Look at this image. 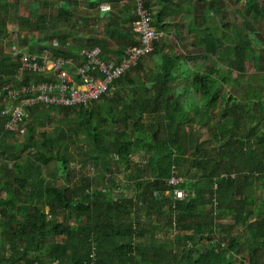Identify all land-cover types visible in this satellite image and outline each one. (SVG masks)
<instances>
[{
  "label": "trees",
  "instance_id": "1",
  "mask_svg": "<svg viewBox=\"0 0 264 264\" xmlns=\"http://www.w3.org/2000/svg\"><path fill=\"white\" fill-rule=\"evenodd\" d=\"M89 1L90 7L110 5L99 7L110 17L124 0ZM152 1L143 4L153 14V27L178 33L176 41L168 34L154 40L151 54L97 101L47 107L28 85L53 80L52 73L18 75L22 52L3 50L11 34L10 12L24 8L37 18L23 17L13 32L14 44L28 54H38L33 46L49 47L50 35L29 39L48 28L47 16L34 1L0 0V82H7L0 94V264H262L264 214L255 226L249 222L256 206L254 183H260L258 190L264 187V36L226 23L238 35L227 68L216 59L226 45L212 24L220 7L198 6L206 0L193 6V0L174 6L159 0L155 9ZM249 3L246 9L264 18V7H252L257 0ZM121 7L125 13L107 27L116 25L112 33L126 40L117 61L142 43L128 26L139 19L135 0ZM76 8L72 0H62L57 19L68 25ZM185 15H192L187 27ZM60 25L55 36L66 35ZM187 43L195 54L176 51ZM86 45L105 47L107 40L93 37ZM82 51L71 46L55 54L76 59ZM15 107L25 115L9 129ZM200 126L211 128L210 146L201 140ZM81 137L87 146L80 148V160L71 148ZM72 161L78 162L77 171L69 167ZM51 165L54 171L46 175ZM174 176L181 179L177 185L170 183ZM197 179L203 182L193 189ZM176 189L183 191L182 199ZM229 217L234 223H220ZM242 227L254 240L243 242L235 234ZM181 230L183 241L180 233L168 243L159 237Z\"/></svg>",
  "mask_w": 264,
  "mask_h": 264
},
{
  "label": "rangeland",
  "instance_id": "2",
  "mask_svg": "<svg viewBox=\"0 0 264 264\" xmlns=\"http://www.w3.org/2000/svg\"><path fill=\"white\" fill-rule=\"evenodd\" d=\"M10 1L15 2L16 0H10ZM28 1H30L31 3L34 1V4L37 3L40 6L39 10L42 14H45L47 16V22H48V28H44L42 26L40 30L39 29L35 30L34 32L29 34V39L37 38V37L43 39L44 37H47L50 35L48 39L49 47L36 45V46L31 47V50L43 52L49 48L55 51L56 49L58 50L61 48L65 51V50H68L69 47L73 46L77 49V52H79L87 48L85 46H87L86 41L88 39H91L93 37H98V38H104L107 40V45L105 47H102V46H99V47L101 51L103 52V54H105L106 52L105 55H107L108 58H111V60H114V58H116V52H118L120 50V47L123 46L121 44H123L126 41V40L120 41L118 35L116 33H112V31L119 29L117 28L115 24H110L109 26L115 25L116 29H108L107 27H108L109 20H112V18L115 19L119 17L120 14L125 13V9L121 6H123L124 3H127V2H124L123 4H120L118 6H114L113 10H111V16L105 17L104 11L100 10L99 7H86L88 5L84 2V0H72V6L77 7L76 8L77 10L75 11V14L72 16L70 23L66 25L64 22L59 21L57 19L58 7H61L62 0H50L47 3V6L43 4L45 0L41 2L40 4L38 1H41V0H28ZM78 1L80 2L77 3ZM176 1L177 0H169V3L171 6H174ZM250 1L251 0H219L218 2H216L215 0L209 1L212 7L215 4L219 5L220 7V12L213 15L214 22L212 24L215 25L216 32L221 37L220 39L224 40V42L226 41V45L221 46L218 49L216 59L220 61L222 66H225L227 68L232 67V63L228 61L227 59H228V55L230 54V50H231L230 45L238 41V35L236 34L235 28L227 27L226 23L236 22L239 25H243L245 31H249V33H253V34L258 33L259 35L264 36V18L260 15H258L257 17L254 11L250 12L246 9V7H251L249 3ZM257 1L258 3L255 6L252 4V7H264V0H257ZM156 5H160L159 0H153L151 2V6L155 9L159 7ZM210 11L211 10H208V12ZM173 15H169L171 19ZM254 16H256V19H254ZM23 17L29 18L31 22H35V20L37 19L35 16H31V13L29 12V10H26L24 8H20L17 12H10L7 18V22H6L7 30L10 31L11 33L10 35L5 37V40L3 43V48H4L3 50L7 52V54L8 52H11V51L15 52L16 55L20 54V52H22V54H28V52H25L24 50L22 51V49H20V46L16 43L14 44L13 42L15 39L14 38L15 34H13V32L15 31V26L17 25V22L19 20L20 21L23 20ZM191 20H192V15L184 16V23L186 27L188 24H190ZM151 22H153V14H151ZM59 24H61L59 26L60 27L59 30H61L62 32L66 34V35H61V37L55 36L57 33V29L55 28ZM129 25L131 28L135 29L136 22L133 25L128 24V26ZM248 25L253 26L255 30H252L249 27H247ZM34 29H36V25L34 26ZM184 32L185 33L187 32V30L185 31V27H184ZM167 34L170 35V39L172 38V40L176 41V36H178L177 35L178 33L175 35V37H174V33L172 34L171 32H168ZM136 36H139L138 33H136ZM188 36L191 37V41H192L194 36L191 35L189 32H188ZM187 44L188 45L186 48L178 46L176 48V51L180 52V50H182L181 52L184 51V52H189V54H195V52H197V49H195L193 45H190L189 43ZM200 50H203V49H200ZM33 56H36V55H33ZM24 57H23V60H24ZM77 61H79V55L77 56ZM77 61H74L73 63L77 64L78 63ZM149 64L150 63L148 62V65ZM250 72L253 73L254 70L252 69ZM236 74L237 72L233 71L232 75L236 76ZM11 82L12 81L10 80V84H12ZM6 83L7 82H0V92H1L0 94H2L3 88L6 86L5 85ZM228 90H230V87ZM211 125L212 123H209V126ZM197 128H198V131L200 132L199 134H200L201 140L205 141L204 143L205 145L210 146L211 141H209L208 139H210L211 128L210 129L209 127L205 128L204 126L203 127L200 126V128L199 127ZM49 131H50V127H49ZM81 138L82 139L80 140V143L77 145V147L75 146L74 148L73 147L71 148L72 151H75L77 158L80 160L82 159L80 148L87 146V142H85L83 137ZM177 163H179V161ZM11 164L12 163H9L8 166H10ZM78 166L79 164L77 161H72L69 164V167L71 168V170L77 171ZM54 168H55V165H51L47 167L45 174L49 175L50 173L54 171ZM233 171H234L233 173H236V170L234 168H233ZM234 176L237 177V175H234ZM202 182H203V179H197L193 182V186L191 187L194 189V184H199ZM259 185L260 183L258 182V183H254V186H253V195L256 198V206L253 212V218L251 222H249L251 223L250 224L251 226H255L258 223V218L264 214V204L260 203V202H264V200L262 199V197L264 198V187L258 190ZM205 209L206 211H208L207 209L209 208H205ZM187 221H190V218H188ZM220 223H224V224L230 223L231 224V223H234V220L233 218H230V217L224 218L220 221ZM179 233L181 234L180 235L181 240L183 241L184 240L183 236L185 234V231L183 230L175 232V233L173 231H170L168 234H165V235L162 233V235L159 237L161 238L162 241H165L168 243L167 239H173ZM235 234L239 236H243L241 238L243 242H246V240L247 242L250 240H254L252 238L251 230L248 227L246 228L242 227L241 229L237 228L235 230ZM258 256H259L261 263L264 264L263 251L260 249L258 250ZM183 264H187V263L184 262Z\"/></svg>",
  "mask_w": 264,
  "mask_h": 264
},
{
  "label": "built area",
  "instance_id": "3",
  "mask_svg": "<svg viewBox=\"0 0 264 264\" xmlns=\"http://www.w3.org/2000/svg\"><path fill=\"white\" fill-rule=\"evenodd\" d=\"M135 3L139 15L135 30L139 33L142 43L130 47L123 61L118 64L103 61L98 47L85 48L80 55V63L75 67L76 79L69 70L74 66L72 59L57 56L53 49L46 48L47 50L43 52L38 51V54H23L20 58L22 64L18 66V75H23L25 71H33L38 74L52 73L54 78L43 83L28 85L29 89L36 92V100L47 106L72 107L89 104L106 95L115 79L126 75L137 66L139 61L153 50L154 40L164 37L167 32L158 31L153 27L151 13L144 8V0H135ZM22 91L25 89L23 88ZM33 102L34 100L29 103ZM10 114L12 119L7 122L6 127L13 129L17 127L19 117L25 113L22 108L15 107ZM180 182L181 179L175 176L170 181L174 185ZM175 195L178 199L184 197L183 191L177 189Z\"/></svg>",
  "mask_w": 264,
  "mask_h": 264
},
{
  "label": "crops",
  "instance_id": "4",
  "mask_svg": "<svg viewBox=\"0 0 264 264\" xmlns=\"http://www.w3.org/2000/svg\"><path fill=\"white\" fill-rule=\"evenodd\" d=\"M210 0H206V1H204L203 3H201V4H199L198 6H211L210 5V2H209ZM80 1H78L77 3H79ZM84 2L88 5V6H86V7H90V1L89 0H84ZM124 2H129V0H124L123 2H121L120 4H123ZM197 3V0H193V1H191L190 2V5H195ZM124 4H126V3H124ZM98 7H111L110 5H108V4H105V2H98ZM213 7H219V5H214ZM136 11H137V9H136ZM136 22V21H135ZM133 31L135 32V34L137 33L136 31H135V29L133 28ZM139 36H137V38H138ZM124 57H125V55L123 56V57H121V59L119 60V61H117V62H121V61H123V59H124ZM106 61H110V58H109V60H106ZM72 72H73V76L77 79V76H76V74H75V69H72ZM48 107V106H47ZM51 132V131H50Z\"/></svg>",
  "mask_w": 264,
  "mask_h": 264
},
{
  "label": "clouds",
  "instance_id": "5",
  "mask_svg": "<svg viewBox=\"0 0 264 264\" xmlns=\"http://www.w3.org/2000/svg\"><path fill=\"white\" fill-rule=\"evenodd\" d=\"M136 32H137V31H136ZM165 32H166V31H165ZM137 33H138V32H137ZM137 45H138V44H137ZM91 47H98V48H100V47L97 46V45H96V46H90V47H87V48H91ZM130 47H132V46H130ZM130 47H129V48H130ZM129 48L127 49V51L129 50ZM100 50H101V49H100ZM153 50H154V48H153ZM153 50H152V51H153ZM127 51H126V54H127ZM152 51H151V52H152ZM151 52H149L148 55H150ZM126 54H125V56H126ZM148 55H147V56H148ZM102 56H103V52L101 51V52H100V57H101V59H102L103 61H106V60H104V59L102 58ZM147 56H144L141 60H143V59L146 58ZM64 58H66V57H64ZM67 58H68V57H67ZM70 59H72V62L77 61V58H76V59H74V58H70ZM141 60H140V61H141ZM140 61H139V62H140ZM77 62H78L77 64H74V63H73L74 66H73V67H70V69H69L70 72H71L72 74H73L72 69H75V67L78 66V64L80 63V56H79V61H77ZM106 62H112V63H116V64L120 63V62H117V59H116V58H114V60H111V58H110V61H106ZM135 67H137V66H135ZM135 67H134V68H135ZM134 68H133V69H134ZM133 69H132V70H133ZM132 70H131V71H132ZM131 71H129L126 75H128ZM175 176H176V174H175Z\"/></svg>",
  "mask_w": 264,
  "mask_h": 264
}]
</instances>
